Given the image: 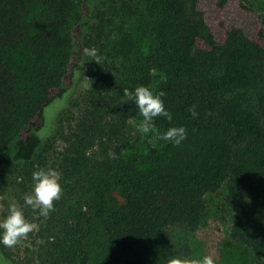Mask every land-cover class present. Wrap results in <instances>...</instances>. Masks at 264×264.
<instances>
[{"label":"trees","instance_id":"obj_1","mask_svg":"<svg viewBox=\"0 0 264 264\" xmlns=\"http://www.w3.org/2000/svg\"><path fill=\"white\" fill-rule=\"evenodd\" d=\"M91 2L0 0V197L24 205L41 168L63 189L46 219L23 207L34 230L0 264H167L171 231L198 230L224 188L231 238L264 264V16L250 0ZM112 16L141 39L120 26L108 49ZM84 71L99 89L82 107ZM141 85L165 94L173 118L155 126H184L181 145L131 146L143 117L123 90Z\"/></svg>","mask_w":264,"mask_h":264},{"label":"rangeland","instance_id":"obj_2","mask_svg":"<svg viewBox=\"0 0 264 264\" xmlns=\"http://www.w3.org/2000/svg\"><path fill=\"white\" fill-rule=\"evenodd\" d=\"M103 2H107V0H92L91 3L95 7L100 4L101 7H104ZM250 3L259 14L264 16V0H250ZM120 26H124L137 39H141V30L136 18L112 16L106 24L105 45L108 49L116 40ZM98 89L99 86L92 74L84 71L73 101L84 107L89 102V98L91 99L92 95L98 92ZM51 110L49 107L45 109L46 124L49 121ZM141 120L135 118L130 121L127 140L131 146L139 152H145L149 147L156 149L164 147L165 141L157 140L152 133L145 136L136 131L135 125ZM13 199H15L13 190H9L0 197L1 220L8 214V205ZM206 201V217L198 230L189 231L185 228H176L171 231L175 255L194 258L213 255L217 264H256L251 252L231 238L232 215L235 213V208L227 200L226 189L206 196ZM104 262L99 260L96 264H107Z\"/></svg>","mask_w":264,"mask_h":264},{"label":"clouds","instance_id":"obj_3","mask_svg":"<svg viewBox=\"0 0 264 264\" xmlns=\"http://www.w3.org/2000/svg\"><path fill=\"white\" fill-rule=\"evenodd\" d=\"M87 56L94 57L97 61L99 56L96 49H84ZM87 79V78H86ZM163 92H155L148 86H138L134 91L123 90V96L132 101L138 109V115L143 119L135 127L138 133L147 136L152 133L157 140L179 146L187 139V129L184 126H172L165 132L160 133L155 126L157 117L172 120V114L166 109L163 100ZM193 117H196L195 106L189 109ZM135 118L129 119L134 120ZM33 188L30 193L23 197L24 205H20L13 199L8 205V214L0 220V244L6 247L17 245L22 239L34 230L35 225L30 222L23 211L26 205L39 216L48 218L54 210V202L62 196L61 173L54 168H41L32 173ZM167 264H217L213 255H204L200 258L183 255H173L167 258Z\"/></svg>","mask_w":264,"mask_h":264}]
</instances>
